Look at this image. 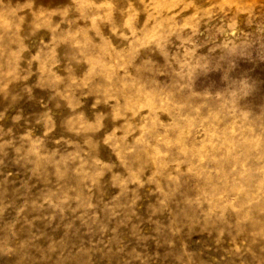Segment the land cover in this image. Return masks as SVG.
<instances>
[{
    "label": "rangeland",
    "instance_id": "obj_1",
    "mask_svg": "<svg viewBox=\"0 0 264 264\" xmlns=\"http://www.w3.org/2000/svg\"><path fill=\"white\" fill-rule=\"evenodd\" d=\"M0 264H264V0H0Z\"/></svg>",
    "mask_w": 264,
    "mask_h": 264
}]
</instances>
